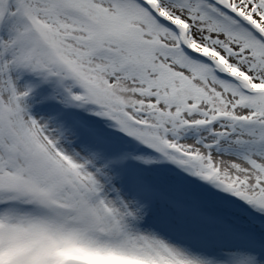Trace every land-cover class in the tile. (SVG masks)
<instances>
[{
  "label": "snow or ice",
  "instance_id": "snow-or-ice-1",
  "mask_svg": "<svg viewBox=\"0 0 264 264\" xmlns=\"http://www.w3.org/2000/svg\"><path fill=\"white\" fill-rule=\"evenodd\" d=\"M0 264H264V0H0Z\"/></svg>",
  "mask_w": 264,
  "mask_h": 264
}]
</instances>
